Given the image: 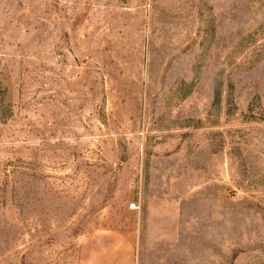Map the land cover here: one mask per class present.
<instances>
[{
	"label": "rangeland",
	"instance_id": "1",
	"mask_svg": "<svg viewBox=\"0 0 264 264\" xmlns=\"http://www.w3.org/2000/svg\"><path fill=\"white\" fill-rule=\"evenodd\" d=\"M0 264H264V0H0Z\"/></svg>",
	"mask_w": 264,
	"mask_h": 264
}]
</instances>
